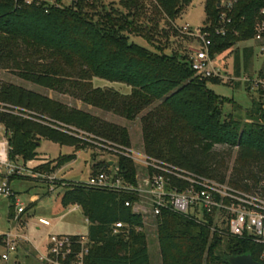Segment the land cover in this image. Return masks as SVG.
Returning <instances> with one entry per match:
<instances>
[{
    "label": "trees",
    "instance_id": "16d2710c",
    "mask_svg": "<svg viewBox=\"0 0 264 264\" xmlns=\"http://www.w3.org/2000/svg\"><path fill=\"white\" fill-rule=\"evenodd\" d=\"M61 7L41 4H17L0 0V66L10 68L22 80L48 88L61 89L70 81L79 98L89 105L133 120L146 107L157 103L141 117L143 150L148 155L169 161L197 173L225 180L214 166L216 145L236 147L235 179L230 183L248 189L264 175V109L251 115L259 121L239 128L238 121L223 116L222 101L194 75L188 56L165 54L162 39L169 32L181 33L172 25L192 0H53ZM227 0H204L203 26L216 24ZM264 0H237L224 36L211 31V55L231 49L250 39L257 13ZM164 24L160 26V22ZM141 36L157 51L129 41ZM183 34V33H181ZM159 44V45H158ZM251 54L244 48L246 62ZM37 57V63H31ZM234 70L239 72L235 51ZM264 76V69L261 72ZM101 78L129 86L128 94L112 88L92 87L91 80ZM0 99L26 106L51 119L74 125L104 138L129 146L127 130L77 108L69 109L41 93L14 84H2ZM260 112V113H259ZM250 118V117H249ZM251 119V118H250ZM11 131L10 157L26 163L35 158L42 139L59 145L86 149L76 139L53 128L5 116ZM80 145V146H79ZM75 157L72 153L56 165ZM101 162L92 165V172ZM125 178L135 172L131 160L119 157ZM36 168H42L38 165ZM35 171V169H33ZM255 171V172H254ZM134 197L85 186L68 184L60 198L63 207L77 205L87 220L88 252L85 264H151L148 242L140 215L124 205ZM13 210L10 207L9 216ZM122 222L117 233L112 226ZM161 264H229L228 257L249 254L259 261V247L236 237L211 233L207 224L163 210L153 218ZM141 230H136V227Z\"/></svg>",
    "mask_w": 264,
    "mask_h": 264
},
{
    "label": "built area",
    "instance_id": "2783aa9c",
    "mask_svg": "<svg viewBox=\"0 0 264 264\" xmlns=\"http://www.w3.org/2000/svg\"><path fill=\"white\" fill-rule=\"evenodd\" d=\"M45 1V7L51 5L61 7L64 1L57 4L53 0H15L17 4L39 5ZM237 0L223 2L224 10L220 13L216 24L196 29L184 25L178 30L192 37L196 43L191 48L188 61L194 75L201 79L217 78L231 81L233 77L220 66L218 54L211 55V31L214 35L224 36L230 19L226 11L232 10ZM254 49L264 55V1L258 10L250 39ZM233 46V47H234ZM223 66V65H222ZM248 88L264 94V76H241L237 78ZM0 80V88L2 86ZM10 116L38 123L58 130L83 144L86 149L102 152L109 157L98 162L101 166L91 172L83 184L87 187L124 193L134 199L125 200L124 205L141 216L143 224L149 217L155 218L163 210L183 215L198 223L207 224L211 233L245 239L259 247L257 256L264 264V180L248 189L239 187L227 180H218L193 170L181 167L169 161L152 157L144 151H137L129 146L83 130L71 124L55 121L32 108L20 106L0 99V196L10 199L13 214L8 215L20 221L26 208L18 201L10 187L13 178L34 177L33 169L22 162L19 156L10 157L9 137L11 131L4 121ZM124 157L132 161L135 172L132 180L125 178L118 164V158ZM39 224L50 226L46 219L39 218ZM124 224L116 222L112 232L117 233ZM141 230V227H136ZM30 245L35 252L39 264H85L88 252V238L82 235L54 234L48 232L39 244H33L26 236H18L11 232L0 234V244L5 252L1 259L8 260L9 255L16 252L17 244Z\"/></svg>",
    "mask_w": 264,
    "mask_h": 264
},
{
    "label": "rangeland",
    "instance_id": "374dc122",
    "mask_svg": "<svg viewBox=\"0 0 264 264\" xmlns=\"http://www.w3.org/2000/svg\"><path fill=\"white\" fill-rule=\"evenodd\" d=\"M109 1V0H108ZM112 1V0H111ZM116 1V0H113ZM205 20L204 0H192L182 11L180 16L173 23L172 27L188 25L192 29L202 27ZM164 24L160 22V26ZM167 39H162L161 50L165 54L178 53L188 56L191 48L196 46L194 39L187 34L178 32L177 36L171 35L168 30ZM129 41L151 51H157L146 39L137 35H130ZM159 45V44H158ZM252 41H245L237 44L231 49L218 54L217 60L221 63L222 69L226 71L233 80H206L205 85L214 95L222 101L220 110L223 116L238 121L239 128L259 121V114L251 115L262 103L264 109V94L238 80L241 76L260 75L264 69V55L254 49ZM244 48H250L251 54L245 62L243 57ZM235 51L239 58V72L234 70ZM38 58L34 57L31 63H37ZM223 65V66H222ZM0 80L3 84H14L26 89L33 90L50 97L54 101L63 103L69 109L77 108L90 113L101 121L124 127L128 133L129 147L137 151L143 150L142 122L141 117L151 110L157 103L144 108L133 120H126L124 117L101 108L84 103L78 96L76 88L70 86V81L61 89L44 88L25 80H22L16 72L10 68L0 66ZM92 87L112 88L121 94H128L130 87L120 82H110L94 77L91 80ZM260 113V112H259ZM251 119H250V118ZM80 146V145H79ZM74 153L75 157L56 165L57 160H62L67 155ZM237 148H229L225 145H216L213 152L214 166L221 173L225 180L235 179V167L239 164L235 161ZM112 158L108 155L91 149H78L74 146L59 145L47 139H42L35 148V158L27 161L26 165L35 169L34 177L13 178L10 182L11 189L15 192L18 201L26 208L20 216V221L8 218L12 202L10 199L0 196V234L11 232L18 236L28 237L33 244H39L47 232L54 234L82 235L86 236L88 223L79 206L69 205L63 207L60 203L61 195L68 184L84 183L92 172V165L96 162ZM42 165V168H36ZM255 172V171H254ZM258 181L264 180V175L259 176ZM39 218L46 219L50 226L39 224ZM145 232L148 242L151 264H161L157 242L156 227L153 218L146 220ZM30 250V251H29ZM5 252L0 244V264H39L35 259V252L30 245L22 242L17 244L16 252L9 255L8 260L1 259Z\"/></svg>",
    "mask_w": 264,
    "mask_h": 264
},
{
    "label": "water",
    "instance_id": "95a60500",
    "mask_svg": "<svg viewBox=\"0 0 264 264\" xmlns=\"http://www.w3.org/2000/svg\"><path fill=\"white\" fill-rule=\"evenodd\" d=\"M40 143L38 142V145ZM229 264H263L252 258L249 254H241L236 256H229L228 258Z\"/></svg>",
    "mask_w": 264,
    "mask_h": 264
},
{
    "label": "crops",
    "instance_id": "0c3cea01",
    "mask_svg": "<svg viewBox=\"0 0 264 264\" xmlns=\"http://www.w3.org/2000/svg\"><path fill=\"white\" fill-rule=\"evenodd\" d=\"M73 206H76V205H73ZM86 221H87V220H86ZM40 225H41V224H40ZM42 226H43V225H42ZM48 232H49V231H48ZM48 232H47V233H48ZM45 235H46V234H45ZM29 251H30V250H29Z\"/></svg>",
    "mask_w": 264,
    "mask_h": 264
}]
</instances>
